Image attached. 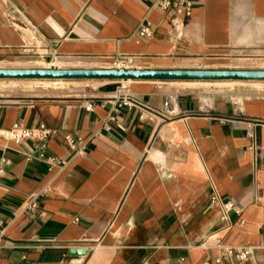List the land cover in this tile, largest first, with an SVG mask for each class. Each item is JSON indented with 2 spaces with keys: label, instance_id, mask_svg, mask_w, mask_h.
I'll return each instance as SVG.
<instances>
[{
  "label": "crops",
  "instance_id": "0c3cea01",
  "mask_svg": "<svg viewBox=\"0 0 264 264\" xmlns=\"http://www.w3.org/2000/svg\"><path fill=\"white\" fill-rule=\"evenodd\" d=\"M184 1L189 15L160 0H0V67L264 69L231 65L264 62V0ZM58 80L0 99V264H66L73 248L83 264H264V80ZM119 83L139 107L111 111ZM16 123L50 133L17 142ZM222 246L253 250L219 259Z\"/></svg>",
  "mask_w": 264,
  "mask_h": 264
},
{
  "label": "water",
  "instance_id": "95a60500",
  "mask_svg": "<svg viewBox=\"0 0 264 264\" xmlns=\"http://www.w3.org/2000/svg\"><path fill=\"white\" fill-rule=\"evenodd\" d=\"M0 78L72 79H243L264 80V69H133L125 67L60 68V67H0ZM87 249L73 248L69 255H85Z\"/></svg>",
  "mask_w": 264,
  "mask_h": 264
},
{
  "label": "built area",
  "instance_id": "2783aa9c",
  "mask_svg": "<svg viewBox=\"0 0 264 264\" xmlns=\"http://www.w3.org/2000/svg\"><path fill=\"white\" fill-rule=\"evenodd\" d=\"M160 5L162 7H168L172 5V7L174 8L177 14L189 15L190 10H191L190 2L184 1V0H177L174 2H171L170 0H160ZM139 35L150 36L151 30L149 29L148 26H142L141 29L139 30ZM116 67H121V66L117 64ZM110 102H111V111L113 112H117L123 106H126L128 108L140 106V103L137 100L134 92L130 89V87L127 84H124V83H119L117 85L115 91L113 92V96L110 99ZM86 109L88 110L91 109V105L86 106ZM163 109L167 116H172L177 112L175 104H174L173 94L167 95L163 103ZM109 118L114 119V116L112 114H109ZM9 133H10L11 138L18 142L22 138H25V137H28V138L37 137L39 139H43L50 133V131L43 129V128L25 129V128L19 127L18 123H16L9 130ZM66 140H67V144L69 148L73 151L74 156H81L84 153V150H85L84 144L80 142L79 138L74 139L70 136H66ZM6 162L7 160L5 159L0 160V175L4 173V164ZM45 190H47L46 187L44 189L42 188L38 192L30 193L23 201L20 207V211L36 210L39 207L38 197ZM211 201L216 202L217 197L213 196L211 198ZM223 206H224L225 212L230 209H233L236 213L240 212V209L236 205H234L232 202H227ZM4 236H5V226L3 224V221L0 219V246L2 244ZM252 250H253V247H246L244 249H236L230 246H222L219 259L227 257V256H234L235 258H238V259H245L252 253ZM66 264H83V256L82 255L72 256L68 259ZM206 264H209V263L207 262Z\"/></svg>",
  "mask_w": 264,
  "mask_h": 264
},
{
  "label": "rangeland",
  "instance_id": "374dc122",
  "mask_svg": "<svg viewBox=\"0 0 264 264\" xmlns=\"http://www.w3.org/2000/svg\"><path fill=\"white\" fill-rule=\"evenodd\" d=\"M8 65V63H4ZM234 66L244 67H264V62L258 63H231ZM48 80V81H47ZM65 80L58 79H35V78H0V99H9L14 96L21 95H43L50 94L52 91L60 87H65ZM47 82V83H46ZM224 81L210 80L209 82L201 83L198 86L201 88H221L229 86ZM238 87V86H237ZM255 89H263L262 86H255ZM241 101V97L238 98Z\"/></svg>",
  "mask_w": 264,
  "mask_h": 264
},
{
  "label": "bare ground",
  "instance_id": "6f19581e",
  "mask_svg": "<svg viewBox=\"0 0 264 264\" xmlns=\"http://www.w3.org/2000/svg\"><path fill=\"white\" fill-rule=\"evenodd\" d=\"M48 81V80H47ZM47 83V82H46ZM223 83H228V82H223ZM264 102V101H263Z\"/></svg>",
  "mask_w": 264,
  "mask_h": 264
}]
</instances>
